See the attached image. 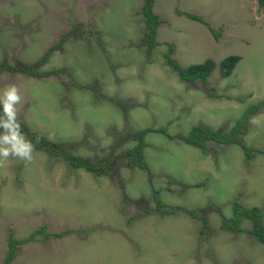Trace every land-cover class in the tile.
<instances>
[{"label": "rangeland", "instance_id": "374dc122", "mask_svg": "<svg viewBox=\"0 0 264 264\" xmlns=\"http://www.w3.org/2000/svg\"><path fill=\"white\" fill-rule=\"evenodd\" d=\"M144 1L0 0V94L8 85L20 89V124L53 144L77 143L75 154L90 158L112 155L113 146L119 155L134 146H127L129 133L152 130L148 170L116 164V172L98 177L70 169L46 149L35 150L31 163L4 161L0 264L10 238L34 233L12 264H264L250 220L242 233L223 228L235 204L258 208L264 225V107L239 135L255 150L251 159L236 144L202 149L178 138L196 126L230 134L264 100V1L155 0L165 23L150 62L141 45ZM71 31L74 37L37 69L43 77L9 69L16 61L36 63ZM167 44L184 67L211 59L216 70L206 82H183L167 64ZM229 56L241 60L224 79L220 64ZM53 70L68 74L46 76ZM170 177L206 184L185 188Z\"/></svg>", "mask_w": 264, "mask_h": 264}, {"label": "trees", "instance_id": "16d2710c", "mask_svg": "<svg viewBox=\"0 0 264 264\" xmlns=\"http://www.w3.org/2000/svg\"><path fill=\"white\" fill-rule=\"evenodd\" d=\"M264 1V0H262ZM154 5L155 0H145L144 5L140 11V15L143 17L144 21V31L143 36L141 38V45L145 48L146 56L148 61H151L152 55L154 51L160 46L158 42V31L161 25L165 22L160 18L158 14L154 13ZM189 18L202 22L203 19L197 15H188ZM215 37L217 39L220 38V33L213 31ZM74 37L73 32H69L67 34L62 35L59 43L51 46L44 56L31 65H21L20 62L16 61L13 67H9L11 71L18 70L23 73H30V76H35L37 78L43 77L37 69L42 65L46 64V62L52 57L55 51L61 49V47L67 43L70 39ZM168 51L165 53V58L167 59V64L179 75L181 80L187 84H195L198 81L206 82L214 73L217 68V64L208 59L204 63L191 65L189 67H184L178 60H176L173 56L176 52V47L174 44H167ZM241 58L239 56H229L220 64L221 74L224 79L229 78L233 71L236 69L238 64L240 63ZM68 74V71L65 70H53L50 71L46 76L56 75V74ZM80 86V85H79ZM83 88L84 85L82 86ZM87 88V86H86ZM85 88V89H86ZM109 102L115 104L123 111H126L127 106L122 104L120 100L111 99ZM264 107V100L261 103L254 104L250 106L242 118L236 123L233 127V130L230 134L224 133L221 130L214 131L211 128L196 126L192 129L191 134L188 138H185L181 135L178 138L188 145L193 147H199L202 149L206 148V144L208 142H216L219 144H236L241 146V148L246 152L247 158L251 159L253 157L254 149L248 148L243 141L239 138V135L246 132L250 126V118L253 115H256L262 108ZM2 111V109H0ZM20 123V122H19ZM21 125V130L25 135L26 139L31 141L34 145L35 150H44L48 152L51 157L62 158L68 165L70 169L74 170H83L89 174L94 176L101 177L105 173H110L116 164H120L123 167L133 168V169H145L148 170V166L145 160V153L147 148L149 147L147 143V137L151 133L152 130L143 129L136 130L129 133L131 135V139L128 140L127 146L134 145L133 147L121 150L123 151L121 154L117 155L118 147L113 146L110 149V153L112 155H108L101 158H90L83 157L75 154V151L78 148L77 143H61V144H53V142L47 140L40 136L37 133L31 132L29 127L26 125ZM161 133H164L165 130L162 128L159 130ZM80 145V144H79ZM33 151V152H34ZM120 168V166H117ZM115 171V169H114ZM118 171V169H117ZM116 172V171H115ZM169 183H174L183 186L185 188H199L205 186L206 182L198 183L195 185L187 184L182 181H178L175 177H170ZM123 187V185L121 186ZM157 192V191H156ZM160 193V191H158ZM127 198L124 195V201ZM156 204L159 208H161V202L158 198V194L154 197ZM138 203V202H135ZM169 212V211H167ZM189 216L194 219H200L202 221L204 227H208L206 220L199 213L195 214L194 212H189ZM199 217V218H198ZM244 220H250L253 224V229L251 230L250 235L255 237L258 241L264 244V225L262 223V216L258 208H247L242 205L235 204L233 208V218L232 220H226L223 223V228L227 232H232L235 234L242 233V223ZM205 233V231H202ZM36 237V234H32L30 238L22 241H15L10 238V248L7 253V256L3 262V264H12L15 260L18 250V245L25 244L29 241H32Z\"/></svg>", "mask_w": 264, "mask_h": 264}, {"label": "clouds", "instance_id": "9594fccd", "mask_svg": "<svg viewBox=\"0 0 264 264\" xmlns=\"http://www.w3.org/2000/svg\"><path fill=\"white\" fill-rule=\"evenodd\" d=\"M22 101L20 89L8 85L0 94V166L9 157L19 158L27 163L33 160L34 145L27 140L17 119L19 105Z\"/></svg>", "mask_w": 264, "mask_h": 264}]
</instances>
